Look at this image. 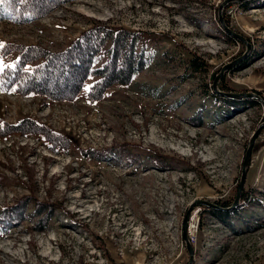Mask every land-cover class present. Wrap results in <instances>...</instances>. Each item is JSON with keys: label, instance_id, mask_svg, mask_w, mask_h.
I'll list each match as a JSON object with an SVG mask.
<instances>
[{"label": "rangeland", "instance_id": "obj_1", "mask_svg": "<svg viewBox=\"0 0 264 264\" xmlns=\"http://www.w3.org/2000/svg\"><path fill=\"white\" fill-rule=\"evenodd\" d=\"M101 26L146 48L129 84L96 101L93 77L74 100L0 91V126L31 120L69 142L0 136V213L24 197L54 209L45 229L35 204L0 227V264H264V0H73L0 21V51L58 53ZM18 58L0 55V72Z\"/></svg>", "mask_w": 264, "mask_h": 264}, {"label": "trees", "instance_id": "obj_2", "mask_svg": "<svg viewBox=\"0 0 264 264\" xmlns=\"http://www.w3.org/2000/svg\"><path fill=\"white\" fill-rule=\"evenodd\" d=\"M71 1L73 0H0V21L9 18L26 23L35 16H41ZM139 37L135 33L101 26L86 31L68 49L58 53L39 46L25 48L7 44L2 47L0 55L5 57L16 52L19 58L13 66H7L0 72V91L14 90L22 95L34 93L57 101L74 100L87 79L93 77L96 81L90 88L88 97L91 101L100 100L109 88L129 84L133 77L147 67L146 48L139 44ZM100 61L102 64L96 66ZM216 98L223 108L235 110L243 106V103L233 99ZM17 131L23 134H42L57 147L69 144L64 137L37 125L35 121L25 120L15 126H0V136ZM60 139L68 144H60ZM106 153L113 155L112 150H107ZM125 156L131 158L128 154ZM152 159L159 164L167 163L163 156ZM30 204L36 205L32 213L35 228L45 229L54 209L50 205L39 204L30 197H24L15 206L3 209L0 213V227L7 229L23 221Z\"/></svg>", "mask_w": 264, "mask_h": 264}, {"label": "water", "instance_id": "obj_3", "mask_svg": "<svg viewBox=\"0 0 264 264\" xmlns=\"http://www.w3.org/2000/svg\"><path fill=\"white\" fill-rule=\"evenodd\" d=\"M227 30H228L229 34L235 36L237 39H239L241 41H245V39L242 36H240V35L232 32V31H230L228 28H227ZM227 96L228 97H233V98H238L239 97V95H230V94H227ZM259 132L260 131H258L255 134V136L253 137V139L251 141V145H250V147L248 149V152H247L246 161H245V170L243 171V175H242V179H241L240 191L242 190V188L244 187V184H245V180H246V167H248V165L250 163L251 154L253 152V147H254V144H255L256 139L259 136ZM201 204L214 207V205L209 204L207 202H203V201H201ZM189 219H190V213L187 215V217L185 219V222H184V238L185 239L187 238V230H188ZM189 249H190V251L192 250L190 246H189Z\"/></svg>", "mask_w": 264, "mask_h": 264}]
</instances>
